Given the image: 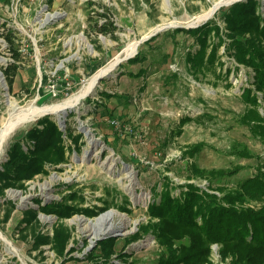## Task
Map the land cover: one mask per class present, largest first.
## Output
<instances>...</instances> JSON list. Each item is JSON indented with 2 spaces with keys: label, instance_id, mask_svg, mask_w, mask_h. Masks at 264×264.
<instances>
[{
  "label": "rangeland",
  "instance_id": "1",
  "mask_svg": "<svg viewBox=\"0 0 264 264\" xmlns=\"http://www.w3.org/2000/svg\"><path fill=\"white\" fill-rule=\"evenodd\" d=\"M248 3L264 29V0H0V130L16 121L11 101L59 105L123 57L62 117L21 121L2 142L0 169L13 145L32 148L26 136L45 117L81 136L77 148L63 136L65 159L47 165V174L12 187L0 182V264H161L167 244L158 239L161 222L149 206L166 187L178 197L193 184L220 198L264 171V140L254 125L256 114L264 118V94L254 68L234 56L224 18ZM107 19L117 38L93 31L91 23ZM200 28L209 31L201 66L189 61L201 51ZM153 34L124 57L126 48ZM258 44L264 48L263 39ZM55 203L58 210L42 211ZM263 204L254 199L245 207ZM107 213L113 216L95 226ZM110 224L114 231L103 233ZM57 236L66 239L62 252ZM113 240L105 257L100 243ZM173 244L179 251V240ZM222 249L212 244L206 264H233L237 256L223 257Z\"/></svg>",
  "mask_w": 264,
  "mask_h": 264
},
{
  "label": "trees",
  "instance_id": "2",
  "mask_svg": "<svg viewBox=\"0 0 264 264\" xmlns=\"http://www.w3.org/2000/svg\"><path fill=\"white\" fill-rule=\"evenodd\" d=\"M257 5V4H256ZM254 4H236L229 13H225V22L228 23L233 39L232 47L235 50L234 56L242 63L254 68L256 73L255 85L258 91L264 94V48L258 44L261 39L264 40V29L259 26L260 19L253 17L251 11L255 10ZM105 17L106 15L101 14ZM95 34L109 35L117 38L118 28L107 19L101 23L95 20L91 23ZM202 28L192 30L198 32L201 51L195 57H189L192 64L203 65L202 61L206 56V46L209 31H202ZM239 33L249 34L250 38L243 41L239 39ZM202 37V38H201ZM7 40L13 43L9 36ZM19 58L18 54L14 55ZM136 59V58H135ZM131 59V62H135ZM215 59V58H214ZM212 61V58L210 59ZM14 68L5 71L6 78L10 85L14 83ZM251 90L247 96L250 98ZM107 96V95H106ZM103 97V96H102ZM252 102L256 100H251ZM254 125L259 124L258 130L249 124V130L256 132L264 140V118L255 115ZM42 128H34L28 133L26 138L33 142L32 148L26 152L21 144L13 145L9 150L8 161L2 164L0 169V182L4 184L3 188L15 186L22 181H29L35 175L47 174L45 167L47 165L58 164L65 157V148L63 136L78 147L81 139L80 135H75L73 131H62L58 128L56 122L48 117L40 121ZM247 123V122H246ZM134 130L125 132L126 135L132 134ZM124 135V136H126ZM69 151L71 147L67 148ZM68 151V152H69ZM21 188L23 185H21ZM178 197H174L171 189L168 187L154 199L149 206V213L156 217L161 223L157 225L158 239L166 246L168 257L161 264H206L209 259L210 246L219 243L223 246V257L233 253L237 256L233 264H264V204L260 208H253L245 204L254 199L264 201V171L258 170L257 173L248 177L236 191L226 193L224 197L209 193L193 184H187ZM225 191L224 189H217ZM60 204L46 205L42 211H56ZM67 210V209H66ZM76 210L72 207L69 211ZM66 212V214L69 212ZM89 212V211H88ZM69 215V213L67 214ZM185 239V240H183ZM54 240L56 244L62 243L61 252L64 249L65 238L58 236ZM172 242H171V241ZM179 240V251L173 247V242ZM114 240L103 242L102 248L105 257L112 254ZM93 249L92 253H95ZM92 254V255H93Z\"/></svg>",
  "mask_w": 264,
  "mask_h": 264
},
{
  "label": "bare ground",
  "instance_id": "3",
  "mask_svg": "<svg viewBox=\"0 0 264 264\" xmlns=\"http://www.w3.org/2000/svg\"><path fill=\"white\" fill-rule=\"evenodd\" d=\"M213 13V9H211L208 13H206L202 20H206L210 17V15ZM52 18V17H50ZM139 42H135L132 45H130L128 48L124 50V57L130 56L138 47ZM123 57H116L114 61H112L108 66L102 68L100 71H98L96 74H94L92 77L87 79V86L86 88L78 93L77 95L71 97L70 99L64 101L63 103L59 105H50V106H38L34 102L30 103L27 106H20L15 101L10 102V107L12 112V115L10 118H13L16 121L12 124L5 126V128H2L0 130V146L2 142L7 139L10 135V133L18 126L19 122L21 121H32L36 118H39L45 114H54L58 118L62 117L66 113V111L72 107L75 106V104L80 101L81 98L84 96L94 93L96 91V88L99 86L100 80L105 77H109L112 75L114 70L116 69L118 63L122 62ZM23 117L22 120L19 121V117ZM18 120V121H17ZM17 194V193H14ZM112 213H107L103 215L102 217L98 218L97 223H94L95 226L99 224V220H108L109 216H111ZM113 216V215H112ZM47 218V217H45ZM49 218H47L48 220ZM112 219V218H111ZM128 221V220H127ZM108 230H106L103 233H112L114 231V228L112 224H110L108 227H106ZM101 233V232H100Z\"/></svg>",
  "mask_w": 264,
  "mask_h": 264
},
{
  "label": "water",
  "instance_id": "4",
  "mask_svg": "<svg viewBox=\"0 0 264 264\" xmlns=\"http://www.w3.org/2000/svg\"><path fill=\"white\" fill-rule=\"evenodd\" d=\"M154 36V34L153 35H151V36H149V37H147V38H145L144 40H142L139 44H142L144 41H146V40H149L151 37H153ZM127 60V59H126Z\"/></svg>",
  "mask_w": 264,
  "mask_h": 264
},
{
  "label": "built area",
  "instance_id": "5",
  "mask_svg": "<svg viewBox=\"0 0 264 264\" xmlns=\"http://www.w3.org/2000/svg\"><path fill=\"white\" fill-rule=\"evenodd\" d=\"M118 124V123H117ZM117 127V126H116ZM118 128V127H117ZM132 131V130H131Z\"/></svg>",
  "mask_w": 264,
  "mask_h": 264
}]
</instances>
